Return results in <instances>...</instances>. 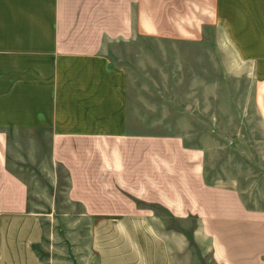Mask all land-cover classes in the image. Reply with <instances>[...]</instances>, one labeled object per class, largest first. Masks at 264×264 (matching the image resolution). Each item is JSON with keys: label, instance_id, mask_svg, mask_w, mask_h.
<instances>
[{"label": "crops", "instance_id": "crops-1", "mask_svg": "<svg viewBox=\"0 0 264 264\" xmlns=\"http://www.w3.org/2000/svg\"><path fill=\"white\" fill-rule=\"evenodd\" d=\"M144 39L198 75L225 44L264 82V0H0V264H45L24 162L8 151L14 133L48 135L69 202L93 221L91 246L108 237L99 264H173L157 207L200 221L217 264H264V218L206 183L203 152L129 128L143 121L112 56L137 59Z\"/></svg>", "mask_w": 264, "mask_h": 264}, {"label": "rangeland", "instance_id": "rangeland-1", "mask_svg": "<svg viewBox=\"0 0 264 264\" xmlns=\"http://www.w3.org/2000/svg\"><path fill=\"white\" fill-rule=\"evenodd\" d=\"M140 46L143 50L137 59L112 56L114 64L127 68L133 98L128 102L137 113L134 119L143 121L129 125L131 131L176 136L185 148L201 150L206 183L236 191L244 211L264 218L262 77L236 61L225 44L223 59L207 61L205 75H198L197 67H188L189 61L172 59L166 47L162 50L161 44L150 39ZM8 137V151L24 162L17 172L30 189L28 212L42 219L43 235L36 248L40 260L99 264L100 243L108 244V237L97 236L101 242L91 246L93 221L82 217L80 206L69 202L66 173L50 159L48 135L14 133ZM154 211L159 216L156 230L169 239L170 246L174 244L170 247L173 264H217L208 239L198 237L200 221L174 220L161 207Z\"/></svg>", "mask_w": 264, "mask_h": 264}]
</instances>
